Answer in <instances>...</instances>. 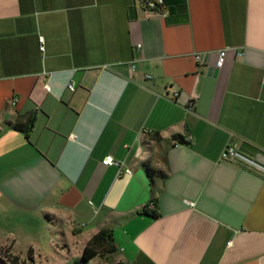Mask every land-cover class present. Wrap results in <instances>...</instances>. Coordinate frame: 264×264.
<instances>
[{
	"label": "crops",
	"instance_id": "0c3cea01",
	"mask_svg": "<svg viewBox=\"0 0 264 264\" xmlns=\"http://www.w3.org/2000/svg\"><path fill=\"white\" fill-rule=\"evenodd\" d=\"M227 145L264 167V0H0L7 222L77 216L114 264H264V172Z\"/></svg>",
	"mask_w": 264,
	"mask_h": 264
},
{
	"label": "rangeland",
	"instance_id": "374dc122",
	"mask_svg": "<svg viewBox=\"0 0 264 264\" xmlns=\"http://www.w3.org/2000/svg\"><path fill=\"white\" fill-rule=\"evenodd\" d=\"M7 213H0V257L17 264H86L79 261L90 233L82 221L73 218L60 223L44 219L32 226L7 222ZM116 258V257H114ZM88 264H114L112 255L96 257Z\"/></svg>",
	"mask_w": 264,
	"mask_h": 264
},
{
	"label": "trees",
	"instance_id": "16d2710c",
	"mask_svg": "<svg viewBox=\"0 0 264 264\" xmlns=\"http://www.w3.org/2000/svg\"><path fill=\"white\" fill-rule=\"evenodd\" d=\"M143 1H144L145 7L149 11H156L159 7L164 5V0H162V4H160V5L157 4L153 9H150L147 7V2L148 1H154V0H143ZM10 127L14 131H17V132H20L24 135H27L29 133V130H30V118H27L24 123H20V122L11 123ZM149 138H150V140H157L159 137L154 135V136H150ZM173 140H174V142L179 143V144H186L187 143L185 138L180 136V135L173 136ZM142 166L145 170L146 176L149 179H152L154 176H163L164 175L161 171H158V170L151 168L148 162H144ZM142 213L146 214V215H151L153 217L156 216V214L154 212H148L146 209H143ZM109 235L110 234L107 230H101L98 233H96L95 235H93L85 244V246L81 252L79 261L88 264L91 260H93L96 257H102L104 255H112L113 253H115V249H114L111 241L108 239ZM16 260L17 259L12 258L11 261H9L8 263L9 264H17ZM0 264H7V261L4 258L0 257ZM73 264H76V261Z\"/></svg>",
	"mask_w": 264,
	"mask_h": 264
},
{
	"label": "built area",
	"instance_id": "2783aa9c",
	"mask_svg": "<svg viewBox=\"0 0 264 264\" xmlns=\"http://www.w3.org/2000/svg\"><path fill=\"white\" fill-rule=\"evenodd\" d=\"M157 4H159V5L162 4V0L148 1L147 7L150 9H153ZM136 48L139 49L140 45L139 44L136 45ZM225 52H226L225 50L219 51L218 57H217V60L215 63L216 67L220 68L223 65ZM196 58L199 59V57H196ZM68 89L70 91L74 90V88L71 84L68 85ZM45 90L50 91V88L48 86H45ZM220 160L226 161V162L239 163V164L245 165L247 167H250L252 169L264 172V167L262 165L258 164L254 160L244 156L235 146H232V145H227L222 150V152L220 153ZM101 162L105 166H115L117 168H119L121 166V163L118 161H115L111 156H105ZM125 173L131 174V171L129 169H127V170H125Z\"/></svg>",
	"mask_w": 264,
	"mask_h": 264
},
{
	"label": "water",
	"instance_id": "95a60500",
	"mask_svg": "<svg viewBox=\"0 0 264 264\" xmlns=\"http://www.w3.org/2000/svg\"><path fill=\"white\" fill-rule=\"evenodd\" d=\"M110 237H108V239H109Z\"/></svg>",
	"mask_w": 264,
	"mask_h": 264
}]
</instances>
